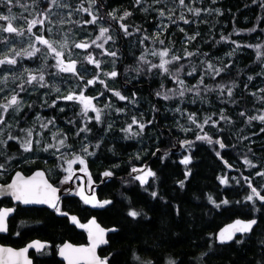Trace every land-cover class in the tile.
I'll return each mask as SVG.
<instances>
[{"label":"trees","instance_id":"obj_1","mask_svg":"<svg viewBox=\"0 0 264 264\" xmlns=\"http://www.w3.org/2000/svg\"><path fill=\"white\" fill-rule=\"evenodd\" d=\"M44 1L52 4L48 10ZM89 12L97 16L95 23H88ZM43 13L47 19L29 33L27 21L40 20ZM9 16L18 31H3L9 21L0 19V60L15 58L16 63L0 64V106L17 91L20 100L0 121V161L24 157L33 162L26 160V165L49 169L53 156L57 168L67 172L71 164L86 166L98 202L110 203L93 209L69 196L64 207L83 220L94 216L114 228L101 249L109 264H264V200L251 191L254 187L264 196V175H258L264 173V120L253 119L264 116V0H0V17ZM102 29L108 34L106 51L96 48L87 55L99 61L97 66L76 45ZM35 36L49 39L66 59L76 58L78 74L50 69L53 56L46 47L38 57L29 56ZM148 40L192 61V71L189 66L190 72L179 75L184 96L170 97L175 83L160 68L151 73L124 68L146 52ZM32 75H51L58 85L41 94L40 84L27 81ZM201 83H208V90ZM71 91H83L91 100L87 115L77 101L52 107L55 97ZM67 108L63 123L65 115L59 113ZM205 120L208 141L218 138L224 145L214 144L218 154L212 144L194 140ZM29 140L26 151L22 145ZM183 140L191 146L187 168L178 158ZM146 164L156 179L140 183L132 168ZM130 211L140 215L134 218ZM21 213L32 222L22 228L12 222L11 230L18 228L20 234L2 240L18 245L31 237L85 239L66 218L44 208ZM238 217L257 223L249 234L218 244L217 231ZM43 260L54 262L50 256Z\"/></svg>","mask_w":264,"mask_h":264},{"label":"flooded vegetation","instance_id":"obj_2","mask_svg":"<svg viewBox=\"0 0 264 264\" xmlns=\"http://www.w3.org/2000/svg\"><path fill=\"white\" fill-rule=\"evenodd\" d=\"M75 59L76 58L66 59L65 57H62V62L63 64H66L71 61H75ZM78 66H79V62L78 60H76V65L74 66L73 72L61 71V73L75 76L78 74ZM81 94L84 97L86 95L84 93H81ZM81 94L77 95L76 97H79ZM68 95H73V94L70 92V93H66L62 97H55L51 103L52 107L54 108L57 106H62V105H59L58 103L59 101H63L64 102L63 104H66V106L67 104H72L73 101H77L84 108L83 104L80 102V99H73V100L65 99V97ZM54 111L56 110L54 109ZM62 114L65 115V119L62 120V122L67 123L66 121L68 117V108L65 109L63 112L59 113V115H62ZM2 121L3 120H1V122ZM10 142L11 141L8 140L7 144H4L5 148L7 149V152L11 145L9 144ZM187 145L188 143L184 144V146L182 147V150H185V147ZM13 146L15 148V144ZM16 147H18L21 150H23L24 148V147L22 148L20 144H16ZM16 158H21V159H19L13 166L9 167L6 165L7 163H9L10 161ZM26 160L29 161L28 159L24 157H15V158L7 157L5 158V160L0 161V210H4V209L12 210L11 212L8 213L6 220H5L6 230L0 231V249H11L13 253H19L21 252V250H24L22 256L13 257V258H17L20 262H23L24 264H48V263H45L43 260L47 256L54 258V262L51 264H66L59 257L60 250L64 247V245H70L71 248L78 249V248H83L84 245L87 246L89 244V239H88L89 228L81 227V225H89L90 227V224H89L90 220L95 219L101 226L105 228H110V226H104L94 216L87 217L85 220H83L77 214L70 213V211L64 207V202L66 198L69 196H75L76 198H78V200H80L81 203H83L88 208L95 209L100 206L99 204L96 203L99 201V197L96 192L94 176L92 175L91 171L88 168H86V166H78L76 164H73V165L71 164L70 171L68 172L65 170L64 167L57 168L56 166L57 164L55 165L56 161L53 160V156L49 158V162H48L49 169L46 168L45 166L26 165L25 163ZM29 163H33V162L29 161ZM189 163L185 164L184 167L187 168ZM38 172L42 173V177H37L35 175ZM51 172L58 173V176H55ZM17 173L20 174V178L24 181H27L30 178L35 177L36 181L38 182L41 180L46 181L48 185H51L52 188L56 189L54 193V196L56 199L54 202L56 206L59 208V211H57V208L52 207L49 203L25 204V203H22L16 200L14 196L12 195V191L8 189V185L12 184L13 181L18 179ZM138 174L142 176L141 172ZM186 174H188L187 170H186ZM92 194L95 195V201L90 202V203H85V198L91 201ZM252 195L254 198H256V195L253 194V192H252ZM31 208H42V209L44 208L46 211L50 212V214L56 217L66 218L68 224L74 226L75 230H77L80 233L82 232L84 234L85 239L79 240V241H72V240L64 238L59 241L51 242L53 239L49 236H43L46 239H42L38 237H34V238L31 237V238L25 239L24 242L18 245H16L15 243H9L8 241L2 240L1 238L2 236H10L11 238H14L20 234V229L18 231L17 230L18 228L11 230L12 222L16 221L19 228L27 227L26 225H29V223L32 222L31 217L25 216L24 214L21 213L22 210L31 209ZM72 217H75L76 220L73 221ZM113 231H114V228H113ZM110 233L107 234V243L97 248V254L100 256V259L106 260L107 264H109L108 262L109 258L102 253L101 249L102 247L108 244V241H109L108 236ZM244 235L245 234H240V235H237V237L244 236ZM237 237H235L233 240H235ZM4 257H5V253H0V258H4ZM2 261L3 259H0V264Z\"/></svg>","mask_w":264,"mask_h":264},{"label":"snow or ice","instance_id":"obj_3","mask_svg":"<svg viewBox=\"0 0 264 264\" xmlns=\"http://www.w3.org/2000/svg\"><path fill=\"white\" fill-rule=\"evenodd\" d=\"M9 2H11V0H9ZM53 2H55V0H53ZM137 2L139 3V0H137ZM181 3H183V0H180ZM92 3H95V0H92ZM84 11H88V9H84ZM90 15H92L91 12H89ZM164 13L161 12V15H163ZM129 15V13L125 12V16ZM0 19H5L9 21V24L6 28L3 29V31L5 32H9V33H13V32H17L18 30L16 28H14L12 26L11 20L13 19V17H0ZM45 19H47V17H45ZM121 19H123V17H121ZM44 21L42 20H32V21H27L28 23V28L27 31L29 33H31L33 31V28L37 25V24H43ZM96 22V16L92 15V19L90 21H88V23H95ZM187 22V21H185ZM122 28H124V25H121ZM50 31V29H49ZM125 31H127V29L125 28ZM104 32H107V29H102L101 30V34H103ZM37 40L40 41V43L42 44H46L49 46V48L51 49L52 52L55 53V55L57 57H60L62 55L61 52L56 51L55 48L52 47L51 44H49V41L46 39H43L40 36L36 37ZM95 43V42H93ZM88 45L85 43H81V44H77L76 47L78 48H86ZM63 47V45L61 46ZM40 49L38 48H33L32 51L28 52L29 56L35 55L36 52H39ZM167 54V50H165L164 52H160L159 56L161 58V64L160 65H152V67H160L163 68L165 71H167V68L165 67L168 63H170V61H167L164 59V56ZM16 55H20V53H16ZM110 55L115 56V53H110ZM153 55H157V53H153ZM189 55H191V53H189ZM89 60V63L94 62L92 60L91 57L87 58ZM143 59V58H142ZM173 60H178L179 57H172ZM2 63H10V64H15L16 60L15 58L12 59H5V60H0V64ZM98 63V62H96ZM74 66H75V61H71L68 64H62L61 61L58 60L56 67L60 68L61 71L64 72H73L74 71ZM211 67V66H209ZM219 71V70H217ZM111 76H115L116 72H112L110 73ZM37 77L35 76H29L28 78V82L31 83L32 81L36 80ZM44 77L41 75L39 77V80H43ZM89 84L93 83V81L89 80L88 81ZM117 96L120 97V99H125V97L121 96L120 93H115ZM183 92H180V95H183ZM229 95H231V90H229ZM167 99V96L165 97ZM65 99L68 100H73V99H80L81 103L83 104L84 108V112L86 113L87 110L92 107V102L90 99H86L82 94L79 97H76L74 95H68L65 97ZM18 104L17 101V97L15 95H13L11 97V100L8 101L7 104L0 106L3 108L4 111H7V109L9 107H11L12 105ZM97 111V119H99V112ZM3 119V116H0V120ZM189 119H192V117L190 116ZM253 119H261L264 120V116H260V117H254ZM137 121L135 120V118L133 119V124H135ZM208 121L206 120L205 123H207ZM131 127V125L129 126V128ZM141 129L144 127L143 124L140 125ZM29 135H31V133H29ZM197 139H207V137H197ZM61 143H63V141H61ZM31 145V141H26L22 146L24 147V149L27 151L29 150ZM221 147H223V144H221ZM85 151H87V149H85ZM84 161L81 160L80 163H83ZM247 162V161H246ZM182 163L184 164H188L189 163V158L185 157L184 160L182 161ZM133 171H136V169H133ZM37 177H42V173H36L35 174ZM105 176H109L111 175L110 172H105L104 173ZM147 176H153L154 173L151 171H147L146 173ZM258 175H264V173H258ZM17 180L13 181L12 184L8 185V189H10L12 191V195L14 196V198L22 203L28 204V203H49L52 207L57 208V211H59V208L56 206L55 204V196L54 193L56 191V189L52 188L51 185H48L46 181H36L35 177L30 178L27 181H24L20 178V174L17 173ZM141 179V183L144 182V180L142 178ZM225 180H221V183H225ZM181 186H183V182H181ZM253 194L259 195L256 191L255 188L252 189ZM152 195L155 197L156 193L153 192ZM209 199L211 200V197H209ZM247 199L251 200L252 196H249ZM261 200H264V196L260 197ZM94 201V198H93ZM88 200L87 198H85V203H90L93 202ZM97 204H99L100 206H103L104 204H108L110 203V201H103V202H96ZM226 203V201H225ZM11 209H4V210H0V231H4L6 230V217L8 215L9 212H11ZM129 215L132 217H137L140 215L139 212L137 211H130ZM73 221L76 220L75 217H72ZM256 223L255 220L249 221V222H242V221H236L233 225H229L226 229L221 230V232L219 233L218 239L220 240L221 243L224 242H228L233 240L234 237V233L240 232V233H246L249 232L253 225ZM90 225H95V221H90L89 222ZM81 227H87L89 228V236H90V240L92 241V247L90 248H78V249H73L71 248L70 245H64V247L60 250V254L62 256L65 257V259H67L69 261V264H74L75 259H77L78 257H76L73 254L76 253H91L92 254V258L94 261V264H106V260L101 261L97 258H95L94 255V249L95 246L97 244L100 243H105L106 241L103 239L104 236V230L100 229L99 226H95V231H93V229L91 227H89V225H81ZM23 251L21 250V252L19 253H13L11 249H0V253H8V257L7 259H3V264H12L13 261V257H19L23 255ZM169 264H173V261H169Z\"/></svg>","mask_w":264,"mask_h":264},{"label":"rangeland","instance_id":"obj_4","mask_svg":"<svg viewBox=\"0 0 264 264\" xmlns=\"http://www.w3.org/2000/svg\"><path fill=\"white\" fill-rule=\"evenodd\" d=\"M23 1H24V0H23ZM44 2H46V1H44ZM47 4H49V5H47ZM50 5H52V4L46 2V5H44L45 7H43V9L46 8V10H48V8L51 7ZM95 16H96V15H95ZM45 17H46V14H45V13L41 14V19H40V20L43 21ZM96 17H97V16H96ZM36 18H37V17H36ZM36 18L34 17V19H32V20H37ZM62 19H63V16L60 15V16H59V19L56 20L55 22H56V23H59V22H61L60 20H62ZM91 19H92V15H91ZM8 24H9V22L6 23L5 28L8 26ZM12 26H13V25H12ZM13 27H14V26H13ZM14 28H15V27H14ZM5 34H6V33H5ZM6 35H7V34H6ZM7 36H8V35H7ZM36 37H37V36H35V40H34V42H33L32 50H33V48H38V49H40V51H41L43 48L46 47L47 50H48V53L51 54V55L53 56V67L50 68V69H53V70H55V71H60V72H61V69L58 68V67H56V65H57L58 60L62 62V57H64V53H63V51H61L58 47H55V46L53 45V43H52L49 39L46 38V40L49 41V44H51L52 47L56 49V51L62 53V55H61L60 57H57V56L55 55V53L51 51V49L49 48L48 45L40 43V41L37 40ZM40 37H42L43 39H45L43 36H40ZM107 40H108V34H107V32H104L103 34H101V30H99V31H98V34H97L92 40H89V41L87 40L86 42H84V43L87 44L88 46H87L86 48H81V49H82V50H85V52H86V51L88 52V54H86V56L89 55V54H91V53H93V52L95 51L96 48H101V49H103L104 51H106V47H107V46H106V42H107ZM93 42H95V43H93ZM79 44H81V43H79ZM143 49H144V48H143ZM165 50H167V54L164 56V59L167 60V61H170V63H168V64L165 66V67L167 68V71H165L163 68H160V67H152V65H160V64H161V58H160V56H159V53H160V52H164ZM143 52H144V51H143ZM154 52L157 53V55H153ZM36 53H37V52H36ZM139 55H141V56L137 57L136 62H134L133 64H132V63L126 64L124 68L127 69V68H132V67H136V68L139 67V68H141V71L146 70L147 73H151L152 70H153V68H160L161 71H163V72H167V73L171 74V76H172V78H173V82L175 83V84H174V87H172V91H176V92H171V91H169V93H170V94H169L170 97H174V95H178V96H181V97L184 96V94L187 92V89L184 88L183 85L180 83V82H181V79H180L179 75L181 76L184 72H190V71H189V66H190V69H191V71H192V61H191V60H189V61H185V60L181 59L180 57H179L178 60H173L172 57H178V56L171 55L170 52H169V50H168L167 48H165L161 43H155V42H153V41H151V40H148V43L146 44V52H144V53H140ZM34 56H35V57H38L39 55H36V54H35ZM89 57H91L92 60L94 61V62H92V63H90V64H97V66L99 65V63H96V62H99V61L96 60L95 57H93V55H92V56H89ZM87 58H88V56H87ZM142 58H143V59H142ZM87 61H88V63H89V60H88V59H87ZM62 64H63V62H62ZM32 76L37 77V79L34 80V81H32L31 83H37V84H40V86L43 88V91L41 92V94H44L45 91H46L47 89H49L51 86L56 87V86L58 85L57 79H53V78H51V77H50L51 75H49V76H46V75H45V76H44V79H43L42 81L39 80V77H40L41 75H32ZM96 77H97V76H96ZM48 79H52V83H47V80H48ZM90 80L93 81L92 79H90ZM27 81H28V80H27ZM208 86H209L208 83H207V84L201 83V84L199 85L200 88L205 89V90H208ZM214 88H215V87H213L212 89H214ZM197 91H199V90H197ZM201 91H202V90H201ZM0 92H1V91H0ZM17 92H18V91H17ZM17 92H16V93H17ZM180 92H183L184 94H183V95H180ZM16 93L11 94V95L8 97V99H7L6 101H10V100H11V97H12L13 95H15V96L17 97V101L20 100L19 96H18ZM71 93H72L74 96H77V95L83 93V91H79V92L71 91ZM80 102H81V101H80ZM12 106H13V105H12ZM9 110H10V107L7 109V111H4V110L2 109V111H1V116H3V119L8 115ZM3 119H2V120H3ZM222 119H223V118H222ZM0 121H1V120H0ZM205 121H206V120H205ZM205 121L203 122V124L201 125V127L199 128V130L197 131V134H196V137H195L194 140H195L196 142H197V141H198V142H202V141H204V142H206L207 144H212V145H209V146H210L213 150L215 149L214 144H218V146H219V148H220L221 143L218 141V138L211 140V142L208 141V140H210V138H208V136H207L208 134L206 133V127H205V126L208 125V124H206ZM213 125H216V123L213 124ZM22 126H23V125H22ZM28 131H32V129H29ZM205 136L207 137V139H197V137H205ZM220 141H221V139H220ZM13 142H14V143L17 142V137H16L15 139H13ZM221 142H222V141H221ZM191 144H192V143H191ZM193 145H194V144H192V146H193ZM215 150H216V153L218 154V153H219V149H215ZM190 151H191V146H190V147H187V146H186L184 152L179 154V157H178L179 160H180V161H183L185 157H188V158H189V161H191ZM152 171H153V170L151 169V172H152ZM151 178L154 179L153 182H154L155 179H156L155 175H153V176H148V179H147L146 182H149V179H151ZM134 179H136V178H134ZM93 198H94V201H95V195H94V194H92V196H91V201H93ZM94 201H93V202H94Z\"/></svg>","mask_w":264,"mask_h":264},{"label":"water","instance_id":"obj_5","mask_svg":"<svg viewBox=\"0 0 264 264\" xmlns=\"http://www.w3.org/2000/svg\"><path fill=\"white\" fill-rule=\"evenodd\" d=\"M218 141L221 143L220 139H219ZM188 142H189L188 140H186V141H181V142L178 144V145H179V148H180V149H178V152L182 150V146H183V144H186V143H188ZM221 144H222V143H221ZM223 147H224V145H223ZM226 165H228V163H226ZM147 169H148V165L146 164V165H143L141 169H136V171H133V170H132V173H133L134 176H135V175H137L138 173H140L141 171L146 172ZM144 172H142V173H144ZM141 178L144 180V182H146L147 179H148V176L145 174V175L141 176ZM4 190H6V189H4ZM256 191H257V190H256ZM257 193H258V191H257ZM258 194H259V195H256V196H257V198H258L259 200H261L260 197L263 196V195H261L260 193H258ZM93 220L95 221V225H90V227L93 229V231H95V226H97V225L99 226L100 229H103V230H104V236H103V239H104L106 242H105V243L97 244V245L95 246V249H94V255H95V258L101 260V259H100V256L97 254V248H98L99 246H101V245H105V244L107 243V234L113 231V227L105 228V227L101 226V225H100L95 219H91L90 221H93ZM252 220H255L256 223H257V219H256V218H247V219H245V218L238 217V218H235V219H233L232 221H230V222L224 224V225H223V226L217 231V233H216V238H217L218 242L221 243L220 240L218 239V236H219V233L221 232V230L226 229L229 225H233L236 221H242V222H245V223H246V222H249V221H252ZM256 223H255V224H256ZM255 224H254V225H255ZM254 225H253V226H254ZM252 228H253V227H252ZM251 230H252V229H251ZM251 230H250L249 232H246V233H240V232L234 233V237H233V239H234L237 235L250 233ZM88 239H89V244H88L87 246H86V245L83 246V248H85V249L92 247V241L90 240V236H89V235H88ZM231 241H232V240H231ZM231 241L224 242V243H229V242H231ZM8 255H9V254L5 252V257H4L3 259H7ZM73 255H75L76 257H78L77 259H75L74 264H94V261H93V258H92V254H91V253H76V254H73ZM59 257H60V259H62L66 264H69V261H68L67 259H65L64 256H62V255L60 254ZM101 261H104V260H101ZM1 264H3V261L1 262ZM12 264H24V263H23V262H20L17 258H13ZM106 264H107V262H106Z\"/></svg>","mask_w":264,"mask_h":264},{"label":"bare ground","instance_id":"obj_6","mask_svg":"<svg viewBox=\"0 0 264 264\" xmlns=\"http://www.w3.org/2000/svg\"><path fill=\"white\" fill-rule=\"evenodd\" d=\"M66 64H68V63H66ZM75 65H76V60H75ZM49 119H50V118H49ZM51 119H52V118H51ZM51 119H50V120H51ZM40 122H41V121H40ZM69 181H70V180H69ZM55 184H56V183H55ZM64 189H65V188H64ZM64 189H63V190H64ZM216 240H217V238H216ZM217 243L219 244L218 240H217Z\"/></svg>","mask_w":264,"mask_h":264}]
</instances>
